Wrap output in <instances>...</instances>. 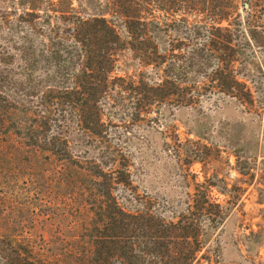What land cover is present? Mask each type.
<instances>
[{"label":"rangeland","instance_id":"374dc122","mask_svg":"<svg viewBox=\"0 0 264 264\" xmlns=\"http://www.w3.org/2000/svg\"><path fill=\"white\" fill-rule=\"evenodd\" d=\"M19 1L0 0V95L7 105H16L11 110L19 117L13 116L17 121L14 125L0 113V237L29 242L45 264L59 263L63 254L83 249L93 216L91 204L99 200L94 181L101 179L93 177L90 169L99 164L102 171L114 177L127 167V187L123 191L113 183V193L145 198L165 220L183 210L186 192L192 193L196 183L211 178L220 186V179H224L226 190L212 186L210 193L226 208L227 215L207 242L212 248L210 261L202 260L200 264H264V44L241 47L242 70L255 99L253 106H243L219 92L199 96L192 104L177 100L153 102L136 117L130 114L133 108L128 99L127 108L100 104L106 113L103 140L109 150L101 153L99 144H92L85 151L91 136L96 137L87 138L72 115L74 129L68 138H62L67 141V154L60 156L43 140L55 137L54 120L48 121L51 128L35 133L38 138L32 141L27 134L32 126L25 124V115L20 113H27L31 120L47 118L32 100L57 90L58 81L67 85L79 61L64 60V66L57 65L45 26L33 30L21 14ZM245 1L234 3L248 33ZM39 3L47 5V0ZM257 5L252 9V19H256L253 24L264 30V1L259 0ZM92 7L98 11L99 0ZM48 12L53 14L49 8ZM35 13L37 20L44 12L39 8ZM195 17L186 15L188 23ZM173 33L170 30L167 36H159L160 49H170ZM24 40L30 49L25 59L20 57L19 46ZM207 62L217 63L213 57L200 59L188 73L196 89L204 80L202 70ZM117 63L122 65L123 60ZM147 70V66H130L127 74L116 70L111 75H131L137 80L138 74ZM57 71L65 73L64 77L59 78ZM190 149L204 160L188 156ZM112 161L114 164L109 166Z\"/></svg>","mask_w":264,"mask_h":264},{"label":"trees","instance_id":"16d2710c","mask_svg":"<svg viewBox=\"0 0 264 264\" xmlns=\"http://www.w3.org/2000/svg\"><path fill=\"white\" fill-rule=\"evenodd\" d=\"M258 1H245L248 4L243 7L246 33L234 0H99L98 11H93L95 7H92L98 0H77V5H73L74 0H47L44 6L40 5V0H20L21 14L31 22V28L45 26L53 61L59 66L64 60L79 61L67 85L58 81L57 90L38 101L32 100L33 106L39 107L47 118L31 120L26 117L27 113H20L25 115V124L32 126L27 130L28 138L35 141L38 138L35 133L42 134L43 130L51 128L48 121L54 120L55 137L43 135V140L55 154L65 156L68 147L62 138H68L74 129V116L76 127L81 128L87 138L96 137L91 136L85 151L92 144H99L102 153L109 147L104 145L103 116L106 113L100 104H120L127 108L130 106L125 99H128L133 108L130 114L136 117L143 107L153 102L177 100L192 104L199 96L219 92L243 106H253L255 99L242 70L241 47L264 44V30H259L253 24L256 19H252V9L258 6ZM39 8L44 13L36 20L39 16L35 11ZM187 14L195 15V21L188 23ZM224 21L226 25H221ZM170 30L174 32L170 49L163 51L159 36H167ZM201 36L204 38L198 41ZM19 46L20 57L25 59L30 50L27 41ZM174 50L178 53L174 54ZM169 55L175 58L169 60ZM212 57L217 63L203 64L204 80L199 83L200 89H196L188 73L197 67L200 59ZM118 60H123V64L118 65ZM237 61L240 64L235 67ZM130 66L136 69L147 66L148 70L140 72L137 80L131 75L128 78L111 75L116 70L127 74ZM57 73L59 78L64 77L65 73ZM0 101L4 102L0 103V113L10 124L16 125L17 121L12 119L16 114L11 110L12 106L17 108L16 105H7L1 95ZM187 154L192 159L204 160L192 149ZM113 164L112 161L109 166ZM99 166L96 164L90 169L93 177L101 179L98 183L94 181L98 185L99 200L91 204L93 216L86 246L63 254L61 261L55 264H200L202 260L210 261L212 248L207 242L227 215L226 208L212 198L210 188L216 186L224 192V179H220V186L211 178L196 183L192 193L186 192L183 210L165 220L145 198L126 192L113 193V183L123 191L127 187L124 176L127 167L117 172L119 177H114ZM23 241L0 237V264H45L32 245Z\"/></svg>","mask_w":264,"mask_h":264}]
</instances>
